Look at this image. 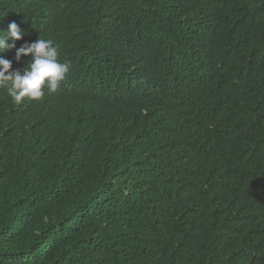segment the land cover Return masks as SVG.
I'll return each instance as SVG.
<instances>
[{"label": "trees", "instance_id": "obj_1", "mask_svg": "<svg viewBox=\"0 0 264 264\" xmlns=\"http://www.w3.org/2000/svg\"><path fill=\"white\" fill-rule=\"evenodd\" d=\"M13 21L70 72L0 91V264H264V0H0Z\"/></svg>", "mask_w": 264, "mask_h": 264}, {"label": "clouds", "instance_id": "obj_2", "mask_svg": "<svg viewBox=\"0 0 264 264\" xmlns=\"http://www.w3.org/2000/svg\"><path fill=\"white\" fill-rule=\"evenodd\" d=\"M24 35L16 22L9 23L7 30H0V52L16 48L15 41ZM27 55L32 60L22 71L13 69V62L0 56V91H5L16 105L25 98L42 100L46 93H56L70 72V62L60 59L58 47L51 40L38 38L16 48L17 61Z\"/></svg>", "mask_w": 264, "mask_h": 264}]
</instances>
